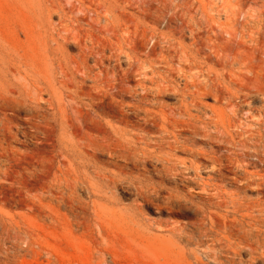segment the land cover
Segmentation results:
<instances>
[{
	"label": "bare ground",
	"instance_id": "6f19581e",
	"mask_svg": "<svg viewBox=\"0 0 264 264\" xmlns=\"http://www.w3.org/2000/svg\"><path fill=\"white\" fill-rule=\"evenodd\" d=\"M69 12L90 29L63 27L61 7L0 0V201L46 216L65 240L74 228L93 231L102 260L118 258L120 239L113 216H98L118 214L127 188L139 211L152 204L184 218L151 235L154 264H264V26L218 36L185 11L189 21L166 24L160 36L141 9L144 21L107 30L120 36L114 44L92 33L96 19L83 4ZM197 140L210 148L195 149ZM235 148H253L257 161Z\"/></svg>",
	"mask_w": 264,
	"mask_h": 264
},
{
	"label": "rangeland",
	"instance_id": "374dc122",
	"mask_svg": "<svg viewBox=\"0 0 264 264\" xmlns=\"http://www.w3.org/2000/svg\"><path fill=\"white\" fill-rule=\"evenodd\" d=\"M34 1L38 2V4H40V6L43 7L48 6L50 8L51 6L52 7L57 6L64 8L68 13V17H66L67 21L63 24V27L67 28L70 31H72L73 28H78L77 27L78 24H80V26L79 25L78 26L82 31L90 29L84 22L76 21L77 18L80 16V14L76 12L75 13L69 12V9H71L74 5L79 7L81 4H83L85 8H87L89 11L92 12L87 18L88 21L90 23H93L92 21L96 19V21L93 23L94 27H96V30L95 31L93 30L92 33L96 34L101 38H108L114 44H118L120 42V36L112 38L111 34H109L108 36L107 30H110L115 24L124 23L126 21H129L130 19H133L135 22L144 21L141 19V16L135 14L136 10H141V9H145V10L147 9L150 11L152 16L147 21L151 23V25L159 28V31L157 33L158 35H160L162 31H164V27L168 23L179 24L182 18L189 21L190 19L189 17L183 16L185 11H191V14L195 12L194 13L195 16L193 20L200 25L212 27L214 29V35H218V36L222 34L221 32L222 30L232 31L233 25L234 27L236 26L235 30L236 33L238 34V37L251 36L253 32H256L258 30L257 25L262 24L264 26V21H263L264 0H34ZM52 20L58 29L59 28L62 29L61 27H58L59 17L57 15H54ZM187 35L189 36V34ZM223 36L225 38L229 37V35H227L226 33H223ZM153 43L154 41L151 42L150 46H152ZM184 44L190 45L191 40H185ZM160 47H162L165 50L162 43L159 45L158 48ZM67 51L68 53L70 52L69 54L71 56H75L78 52L77 44L75 42H72L70 48L68 47ZM157 53L159 55L160 51H158ZM165 55L167 54L165 53ZM92 64L93 63L91 62L90 66ZM174 67L178 69L179 64L175 63ZM165 102L167 105L173 107L176 103L175 97L171 95L165 99ZM211 102L213 104V101H207L208 104L212 105ZM209 148H210L209 145L202 144L201 142H199V140L195 141V149L207 150ZM235 151L237 153L245 152L249 154L250 159H247L246 160L247 162L257 161L256 160L257 157L255 156L256 154L253 148H246V149L235 148ZM182 158H186V156L185 157L182 156ZM202 176L204 179L208 177L206 173H203ZM165 185H167V187H170V189H173L175 186L174 183L172 182L170 184L166 183ZM124 191L125 192H122L120 194L122 199L121 204L115 208L118 214L112 215V213L106 212L101 217L98 216V219L99 220L101 219L103 221L105 219V216H113L111 218L112 232L114 236L117 235L118 237L117 238L115 236L114 239L115 241L120 239L119 241H117L116 243L117 247L115 248V252L117 253L118 258L114 255H106L104 256L105 258L103 257L102 260H97V257L95 256L96 241L94 240L93 231H89V232L78 231L76 228H74L73 233L76 237H73V233H72V236H69V238L65 240V238L63 237L67 235L66 229L64 228L61 231L62 233L60 234L59 233L60 231H58V229L51 226L52 224L51 220L47 219L46 216H42L41 218V216L29 212L28 209L23 208L21 205H16V204L14 205L12 203L0 201L1 202L0 205L2 204V206H0V264H57V263L74 264V262L76 264H113V263L114 264L115 263L116 264H131V263L154 264L150 257V253H149L150 246L148 244L151 235L153 233H156V229H158L160 224L173 225V222L183 221L184 218L180 217V215H176L167 210L159 211L157 210L159 209L158 206H154L152 204L146 205L143 212H141L138 210L137 207L142 205V201L137 196H135L136 192L133 190H129L127 188H124ZM181 191L184 193L183 189ZM99 203L101 206L104 207L105 201H100ZM99 211L101 213V210ZM116 215L118 216V218ZM119 215L120 217L121 215L122 216L124 215V217H121L120 219ZM186 216H194V214L192 212H188L186 213ZM52 218L55 220L56 216H52ZM126 218H128L127 221ZM123 219H125V221ZM61 222L63 224H66L65 223L66 220L64 219L63 216L61 217ZM126 222L127 224L126 226H124L125 225L124 223ZM129 223L131 226L129 225ZM43 225L45 226V228H43L44 227ZM42 228L46 234H44L43 231H41ZM51 228L52 230H50ZM38 231L39 233H41L39 236H38L39 234ZM83 232H85L86 234H84ZM55 233H57V235ZM77 233L79 235H77ZM27 234L30 235V238L27 236ZM59 234L60 236H58ZM23 235L25 236V238H23ZM145 235L148 236L146 237ZM40 236L41 237L46 236V238L45 237L41 238ZM49 236L51 237L49 238ZM75 238L76 239L79 238V240H77L78 242H76L78 243L76 244L77 246L74 245L76 241ZM36 239H38V241ZM122 239H127V241L125 240L126 241L125 242ZM52 240L58 241V243L57 242L55 243V241L54 243H52L53 242ZM128 240L130 241L129 242L130 246H128ZM143 240L144 242H142ZM30 241H33L34 243L37 244L34 247L36 248L35 251L33 250L25 251V249H28V243ZM41 241L43 242V244ZM68 241L71 243H68ZM44 243H49L48 245L50 247L48 245L47 247L46 244L44 246ZM62 243L64 244L63 246ZM42 246L45 248L44 251ZM124 247L128 249H125ZM71 248L72 250H70ZM65 249L69 251V253L65 251ZM75 249L77 250L75 251ZM54 251L55 253H53ZM71 251L73 252L72 255L70 254ZM123 252L125 253V255ZM92 258L93 260L91 261ZM56 260L58 261L56 262ZM59 260L61 261V263ZM77 260L79 263L77 262Z\"/></svg>",
	"mask_w": 264,
	"mask_h": 264
}]
</instances>
